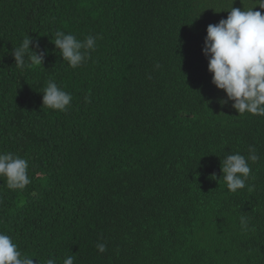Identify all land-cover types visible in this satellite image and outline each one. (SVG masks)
<instances>
[{
	"label": "trees",
	"instance_id": "1",
	"mask_svg": "<svg viewBox=\"0 0 264 264\" xmlns=\"http://www.w3.org/2000/svg\"><path fill=\"white\" fill-rule=\"evenodd\" d=\"M231 7L256 4L0 0V152L26 159L31 179L0 178V232L34 264H264V116L222 103L203 55ZM57 31L100 38L73 69ZM27 36L42 66L16 67ZM49 81L72 95L67 111L43 106ZM249 147L252 190L231 193L221 162Z\"/></svg>",
	"mask_w": 264,
	"mask_h": 264
},
{
	"label": "clouds",
	"instance_id": "2",
	"mask_svg": "<svg viewBox=\"0 0 264 264\" xmlns=\"http://www.w3.org/2000/svg\"><path fill=\"white\" fill-rule=\"evenodd\" d=\"M254 3L256 7L247 10L231 7L226 19L208 25L203 55L208 59L212 84L226 94L227 99L222 103L231 101L239 115L264 116V0H254ZM256 8L259 11H255ZM99 38L89 35L78 40L72 34L57 31L53 44L62 60L75 69L89 58ZM30 45L39 48L38 42L27 36L12 50L16 67L42 66L46 53L34 51ZM72 99L70 93L49 81L42 104L48 109L64 112ZM248 153L247 157L238 152L229 154L221 162L223 182L231 193L246 187L252 190L247 184L252 173L249 162L255 163L260 157L254 147H249ZM212 177L216 178L215 174ZM0 178L6 180L10 190L25 189L31 183L28 161L10 152H0ZM240 227L242 230L248 228V218L244 215L240 217ZM96 248L99 253L107 251L105 243H97ZM0 264H34V259L22 254L10 235L0 232ZM45 264H56V259L49 258ZM63 264H74V255L67 256Z\"/></svg>",
	"mask_w": 264,
	"mask_h": 264
}]
</instances>
